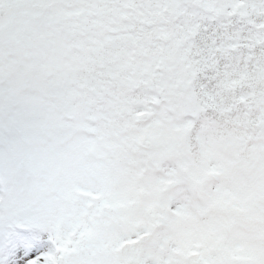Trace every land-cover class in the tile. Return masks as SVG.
Returning a JSON list of instances; mask_svg holds the SVG:
<instances>
[{"label":"snow or ice","instance_id":"snow-or-ice-1","mask_svg":"<svg viewBox=\"0 0 264 264\" xmlns=\"http://www.w3.org/2000/svg\"><path fill=\"white\" fill-rule=\"evenodd\" d=\"M0 264H264V0H0Z\"/></svg>","mask_w":264,"mask_h":264}]
</instances>
